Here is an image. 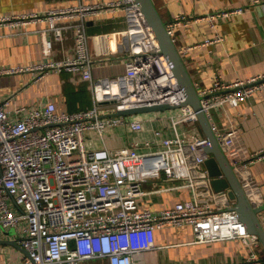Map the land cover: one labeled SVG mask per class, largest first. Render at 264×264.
Masks as SVG:
<instances>
[{"label": "built area", "instance_id": "obj_1", "mask_svg": "<svg viewBox=\"0 0 264 264\" xmlns=\"http://www.w3.org/2000/svg\"><path fill=\"white\" fill-rule=\"evenodd\" d=\"M110 10L125 11L128 21V29L121 34L124 42L120 43L129 52L126 70L118 76L95 78L86 20ZM245 11L241 7L194 18L181 15L167 28L173 37L180 25L208 21L214 26L217 19ZM32 23L48 24L41 31L47 55L52 50L47 33L51 31L61 40L64 30L73 28L76 55L0 69V75L32 71L42 78L51 72L79 73L91 82L94 104L75 112H60L55 103L32 110L22 106L15 109L14 117L7 110L9 101L0 102V232L15 231L14 241L26 252L19 264H136V252L155 248L149 235L168 225H191L198 243L241 239L254 250L251 262L260 259L257 252L263 246L232 209L234 201L228 190L213 187L214 178L205 164L211 157L206 149L209 141L192 126L199 125L194 108L183 105L119 114L186 101L185 91L137 0L78 3L45 12L0 15V27ZM222 40L219 34L180 52ZM106 50L100 44L95 54L106 55ZM198 92L203 111L250 202L255 207L263 205L252 165L264 158V149L249 151L240 129L219 127L213 111L238 106L264 93V73L233 82L216 76L210 87ZM181 127L186 129L181 131ZM118 129L133 136L129 144L113 148L107 140ZM147 131L150 135L144 137ZM163 175L178 182L177 188L191 190L193 197L158 212L143 207L142 199L149 194L145 186ZM141 239L145 246L139 245Z\"/></svg>", "mask_w": 264, "mask_h": 264}, {"label": "crops", "instance_id": "obj_2", "mask_svg": "<svg viewBox=\"0 0 264 264\" xmlns=\"http://www.w3.org/2000/svg\"><path fill=\"white\" fill-rule=\"evenodd\" d=\"M109 1L113 0H0V15L45 12L78 3ZM153 1L166 24L181 15L194 18L228 9H246L242 14L217 19L214 26L208 21H198L176 27L173 39L180 51L219 34L223 37L222 41L213 45L196 47L182 53L198 90L210 87L216 76H220L225 82H233L264 73V0ZM46 28V23H32L15 28L0 27V69L35 65L76 55L73 28L65 29L61 40H56L53 32L47 33V39L52 41L51 53L47 55L41 34ZM127 29L128 21L123 10H110L87 18L86 30L91 37L95 78L114 77L125 72V58L129 52L126 45L122 47L123 44L120 46V43L124 42L125 38L121 34ZM94 36H99V41ZM100 44L107 47L108 54H95ZM36 76L37 73L32 71L0 75V102L9 101L7 110L11 116H16L15 109L18 107L26 106L32 110L45 108L49 103H55L60 112H75L93 107L91 82L81 74L51 72L42 78ZM28 111L20 116L25 117ZM213 118L219 127L237 126L249 151L264 149V93L238 106L227 105L224 109L214 110ZM192 126L204 134L200 124ZM185 129L181 127L180 130ZM149 135L148 131L143 134L144 137ZM132 136L126 129L114 130L110 133L107 144L113 148L125 146L130 143ZM252 172L264 197V158L252 165ZM177 184L178 182L168 180L165 175L157 181H150L145 186L149 194L142 199L143 207L158 212L174 206L178 201L193 197L191 190L177 188ZM259 218L264 225V209L259 213ZM14 236V230L0 232L1 240L14 241ZM149 238L155 248L136 252V264H264L263 247L257 252L260 259L252 263L250 259L254 250L247 247L241 239L198 243L191 225H168L157 229ZM143 241L141 239L139 245L145 246ZM25 255V250L17 242L0 244V264H19ZM83 264L102 263L87 261Z\"/></svg>", "mask_w": 264, "mask_h": 264}, {"label": "water", "instance_id": "obj_3", "mask_svg": "<svg viewBox=\"0 0 264 264\" xmlns=\"http://www.w3.org/2000/svg\"><path fill=\"white\" fill-rule=\"evenodd\" d=\"M141 10L150 24L162 53L166 56L172 70L174 71L180 85L185 91L186 101L179 104H162L144 106L120 112V115H135L148 112L164 111L175 109L183 105H190L197 113L199 124L207 137L209 143L206 147L211 157L206 161V167L213 177V187L217 191L228 190L231 199L234 201L233 210L237 211L245 222L249 232L256 235L264 248V225L259 213L264 205L255 207L249 200L234 168L229 163L212 124L203 111L201 96L196 84L187 68L184 58L177 47L172 35L169 33L167 24L163 20L153 0H137ZM1 243H14L16 241L1 240Z\"/></svg>", "mask_w": 264, "mask_h": 264}, {"label": "bare ground", "instance_id": "obj_4", "mask_svg": "<svg viewBox=\"0 0 264 264\" xmlns=\"http://www.w3.org/2000/svg\"><path fill=\"white\" fill-rule=\"evenodd\" d=\"M154 33V32H153Z\"/></svg>", "mask_w": 264, "mask_h": 264}]
</instances>
